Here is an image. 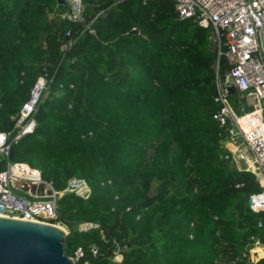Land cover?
<instances>
[{
	"label": "trees",
	"instance_id": "trees-1",
	"mask_svg": "<svg viewBox=\"0 0 264 264\" xmlns=\"http://www.w3.org/2000/svg\"><path fill=\"white\" fill-rule=\"evenodd\" d=\"M82 1L73 20L68 1L0 0V131L48 77L34 131L0 168L25 162L64 190L53 222L92 264H264L244 255L264 244L248 204L263 186L231 165L229 125L214 118L230 64L213 26L180 18L174 0ZM229 99L246 108L239 91Z\"/></svg>",
	"mask_w": 264,
	"mask_h": 264
},
{
	"label": "built area",
	"instance_id": "built-area-1",
	"mask_svg": "<svg viewBox=\"0 0 264 264\" xmlns=\"http://www.w3.org/2000/svg\"><path fill=\"white\" fill-rule=\"evenodd\" d=\"M67 1L70 9L62 15L73 20L79 18L83 1ZM174 2L180 18L193 17L201 25L213 26V40L218 46V53L225 55L230 64L224 75L217 74L218 94L215 99L222 105L214 113V118L221 125H229L230 136L241 138V143L234 149L227 148V157L233 167L235 162V168L253 172L262 184L263 188L248 198L249 206L258 213L264 210V0ZM231 85L245 99L246 108L242 112H237L231 105ZM47 89V75L39 76L29 97L15 115L14 128L0 131V154L8 156L13 142L34 131V114ZM24 186L26 189H23ZM63 191L46 179L40 168L7 159L6 166L0 168V215L54 223L53 219L58 215V200ZM85 224L93 225L90 222ZM257 245L264 247L259 239L246 246L244 255L248 254L251 262L259 260L252 257V248ZM98 252L96 245L90 246V254L97 255ZM69 256L74 264H92L82 245L77 246ZM114 259H122L119 249L115 250Z\"/></svg>",
	"mask_w": 264,
	"mask_h": 264
},
{
	"label": "water",
	"instance_id": "water-1",
	"mask_svg": "<svg viewBox=\"0 0 264 264\" xmlns=\"http://www.w3.org/2000/svg\"><path fill=\"white\" fill-rule=\"evenodd\" d=\"M229 90L234 93L236 88L231 85ZM257 215L264 218V210ZM68 232L56 223L0 215V264H74L65 251Z\"/></svg>",
	"mask_w": 264,
	"mask_h": 264
},
{
	"label": "rangeland",
	"instance_id": "rangeland-1",
	"mask_svg": "<svg viewBox=\"0 0 264 264\" xmlns=\"http://www.w3.org/2000/svg\"><path fill=\"white\" fill-rule=\"evenodd\" d=\"M241 143V138H240V136H236V135H234V136H231V138L230 139H228L227 141H225L224 142V146L226 147V148H231V149H234L236 146H238L239 144ZM0 157H3L4 159H5V156L3 155V154H0ZM7 161V160H6ZM240 165L242 166V167H244V164L242 163V162H240ZM21 192H23V191H21ZM56 224H58V225H60V226H62V227H64L67 231H68V227L66 226V225H64V224H62V223H56ZM88 226H90L89 224H82L81 225V227H88ZM252 252H253V258L255 259V260H257V259H260V258H262V257H264V249H262V248H257V247H253L252 248Z\"/></svg>",
	"mask_w": 264,
	"mask_h": 264
},
{
	"label": "bare ground",
	"instance_id": "bare-ground-1",
	"mask_svg": "<svg viewBox=\"0 0 264 264\" xmlns=\"http://www.w3.org/2000/svg\"><path fill=\"white\" fill-rule=\"evenodd\" d=\"M255 247H257V248H262V249H264V247H262V246H260V245H257V246H255Z\"/></svg>",
	"mask_w": 264,
	"mask_h": 264
}]
</instances>
